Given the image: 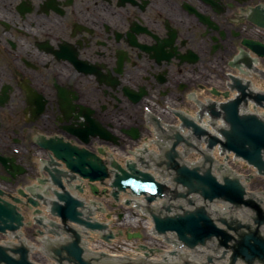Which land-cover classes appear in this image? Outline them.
<instances>
[{
    "label": "flooded vegetation",
    "instance_id": "obj_1",
    "mask_svg": "<svg viewBox=\"0 0 264 264\" xmlns=\"http://www.w3.org/2000/svg\"><path fill=\"white\" fill-rule=\"evenodd\" d=\"M263 18L264 0H0V156L25 169L10 189L44 149L161 148L207 120L230 76L260 80L245 44Z\"/></svg>",
    "mask_w": 264,
    "mask_h": 264
},
{
    "label": "water",
    "instance_id": "obj_2",
    "mask_svg": "<svg viewBox=\"0 0 264 264\" xmlns=\"http://www.w3.org/2000/svg\"><path fill=\"white\" fill-rule=\"evenodd\" d=\"M260 27L264 29V20L259 23ZM247 48L255 52L259 57L264 58V45H259L254 48L251 44H246ZM241 97L226 105H222L221 109L225 112L223 115L224 121L228 124L229 129H218V133L223 140L217 137H210V149L215 144H220L223 152L233 153L235 157L241 158L249 165L257 169L258 174L264 175V122L254 115H238V106L242 101L246 102V97L255 98L251 94L244 92V87L239 88ZM257 101H256V100ZM254 100L260 105H263L264 95H257ZM212 118L220 117V113L211 108ZM194 133L200 138L205 135L203 130L194 127ZM53 157L62 162L65 168L71 173L66 184H70L75 179V174H78L83 179L88 180L89 183L101 182L109 177L107 167L96 156L87 151H83L82 157L78 158V152L52 150ZM77 155V159L73 155ZM210 166L202 170L200 167L192 169L186 166L178 167L176 169L177 177L174 181L181 184L187 189V193L199 194L204 200L208 202L225 201L233 204L235 207H249L257 212L258 219L255 223L261 225L264 222V214L257 204L253 201L245 199V189L240 184L238 179H231L223 177L222 183L212 175V159L205 157ZM54 167V168H49ZM60 163L51 159L48 166L45 168L54 187L61 192L53 191L55 201L44 199L42 195H34L36 199L41 200L43 206L49 208L51 216L61 220L63 224L73 223L89 230L104 231L107 226L92 223L87 218H82V213L77 209L83 207L82 202L72 197L63 185V177H67L66 172L58 169ZM111 168L114 170V179L112 187L117 191L125 192L127 189L136 196H144L145 201L150 204L157 198L164 197V186L157 183L155 179L147 173L136 169V165L128 164L124 170L118 164L112 162ZM93 195H98V191L92 185H89ZM76 190L81 191L79 186ZM4 193L0 190V233L6 231L14 232L20 229L23 224L22 216L17 212L15 206L4 201L1 196ZM102 194H105L103 192ZM19 195L25 197V194L19 192ZM116 192L113 197L116 199ZM253 198V195H250ZM12 201L19 203L20 200L12 198ZM27 203L32 207H38L39 203L32 198L27 199ZM128 204V203H127ZM164 211L167 215H163L161 211H152L151 214L154 231L157 234L165 235L168 232H174L177 239L186 247L194 248L197 245H206V241L211 238H220V245L225 248H232V261L237 258L243 259L246 263L251 264L257 260L264 264V238L258 234V230L248 232L235 239L230 234L224 232L217 227L206 211L205 208H197L183 214L171 215V209L164 206ZM220 222L226 225V221L221 219ZM52 227L53 223H49ZM228 227V226H227ZM250 229V226L238 225L237 228H230L234 231L237 229ZM56 233V232H55ZM66 233L71 234L73 239L65 244L57 246V250H53L54 254L59 258V261H65L67 264H92L90 261L84 259V250L80 246V235L72 228L66 227ZM57 235V234H56ZM136 235H128L127 238H137ZM112 238V235L104 237V240ZM234 241V246L228 243ZM29 250L23 246H0V264H32L28 260ZM184 264H191L184 262Z\"/></svg>",
    "mask_w": 264,
    "mask_h": 264
},
{
    "label": "rangeland",
    "instance_id": "obj_3",
    "mask_svg": "<svg viewBox=\"0 0 264 264\" xmlns=\"http://www.w3.org/2000/svg\"><path fill=\"white\" fill-rule=\"evenodd\" d=\"M24 183H28V181H26ZM8 188L10 190V187L9 186H8ZM251 188L254 189V190H256V188L261 189V190H264V183L259 182V181H255L254 183H252ZM122 212H123L122 213V215H123L124 214V209L122 210ZM128 224H129V227H133V229H134V227H136V229H138V226L137 225H141V222L139 221V223H136L134 221H130V222H128ZM125 241H127V243ZM131 242H132V240H128V239L125 240L124 239V242H122V244L127 245V244H130ZM120 245H121V243H118V246H120Z\"/></svg>",
    "mask_w": 264,
    "mask_h": 264
},
{
    "label": "bare ground",
    "instance_id": "obj_4",
    "mask_svg": "<svg viewBox=\"0 0 264 264\" xmlns=\"http://www.w3.org/2000/svg\"><path fill=\"white\" fill-rule=\"evenodd\" d=\"M251 55H252L253 57H255V55H254L253 53H251ZM105 150H106V151H109V152L112 153V150H109V149H105ZM102 155H103L105 158H107V156H106V152L103 151V154H102ZM122 157L124 158L125 155H123L122 152H121V153H120V158H122ZM123 158H122V159H123ZM107 159H108V158H107ZM31 185H32V187L35 188V185H36V184H35L33 181H31ZM98 187L100 188V186H98ZM29 190H30V188H25L23 192H28ZM85 192L87 193L88 190L85 189ZM135 219H136V218H135ZM135 219H134V220H135ZM130 220H131V219H130Z\"/></svg>",
    "mask_w": 264,
    "mask_h": 264
}]
</instances>
